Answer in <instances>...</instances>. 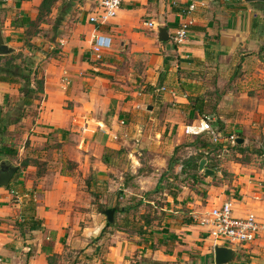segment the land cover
Returning a JSON list of instances; mask_svg holds the SVG:
<instances>
[{"label": "crops", "instance_id": "crops-1", "mask_svg": "<svg viewBox=\"0 0 264 264\" xmlns=\"http://www.w3.org/2000/svg\"><path fill=\"white\" fill-rule=\"evenodd\" d=\"M41 2L0 0V34L12 49L3 55L20 52L32 58L43 78V90L23 106L24 116L1 123L0 165L16 170L7 186H0V264L189 261L191 253L177 249V239L166 252L163 235L155 232L153 237H127L124 231H118L123 237L102 236L105 221L98 216L104 214H95L87 181L117 170L118 158L127 153L138 163L134 141L155 134L171 143V135L178 136L202 113L212 114L225 132L242 139V146L255 131L264 130V2L122 0L113 19L96 23L88 19L92 0H56L32 29L29 22L36 20ZM192 2H197L191 13L194 25L177 45L172 35ZM96 35L110 39L99 60L91 50ZM21 84L0 79L3 114L19 108ZM194 97L200 98L203 112L190 102ZM108 149L112 152L105 162ZM231 161L238 163L228 170L236 174L232 191L210 183L219 170L205 173L210 169L206 162L199 169L210 180L204 189L207 203L212 207L230 200L234 215L253 213L264 223L263 176L253 166ZM188 215L191 224L182 217L178 222L186 229L196 227L201 253L214 260L212 241L197 224L200 216ZM182 240L192 243L188 234ZM190 263L206 264L194 258ZM228 264H264V230L237 249Z\"/></svg>", "mask_w": 264, "mask_h": 264}, {"label": "rangeland", "instance_id": "rangeland-1", "mask_svg": "<svg viewBox=\"0 0 264 264\" xmlns=\"http://www.w3.org/2000/svg\"><path fill=\"white\" fill-rule=\"evenodd\" d=\"M178 132V136L175 135L173 137L171 135L173 138L171 143L164 136L155 134L151 138L143 136L142 140L137 142L133 139L131 142L134 141L132 147L135 151L132 154L137 157L138 163L135 162V159L133 161V157L129 158L127 153L126 156L123 155L118 158L117 170L114 172H108L101 179L90 176L87 184L93 189V210L95 214H98L99 210H101L100 207H109L115 201L121 205H134L137 208L132 210L131 213L134 214L136 212V221L140 223L149 221L154 232L158 235L173 234L175 240L177 239L178 241L175 247L177 249L178 247L181 249L186 248L191 253L189 261L182 258L180 261L174 262V264L185 261L192 264L190 263L192 258L198 259L202 263L213 264V255L206 258L204 257L206 255L201 253L200 242L195 239L196 233L193 234L196 231V227L194 228L193 226L186 229L178 222L185 211L188 214L193 212L198 217L202 216L211 207V204L207 203L205 199L207 194L204 192L207 186L206 182L210 181L209 178L207 179L198 174L199 181L193 179L190 172L191 167L186 166L190 157L195 155V149L192 146L194 137L191 135L187 136L180 130ZM143 147H149L150 152L143 150ZM263 148L264 130L255 131L251 134L247 142L239 150L227 147L221 149L218 155L217 152H211L212 154L207 155L209 164L216 165L220 174L212 179L210 183L215 186L226 185L227 190L234 188L237 183L236 174L235 172L228 173L230 165L233 169L237 167L236 164L238 163H233L231 161L233 160L255 167L260 176H263L260 181L264 189V158L261 156ZM129 162L130 164H135L136 167L128 165ZM169 164L173 167L174 173L166 172ZM183 164L186 168V173L181 174L180 171ZM176 174L177 176H175ZM156 185H159L158 189H155ZM99 190L101 192H98ZM190 190L193 191L192 194ZM170 193H176L179 200H172V194ZM191 200L195 201L188 208L186 205ZM140 201H142L141 204H139ZM180 203L183 206L176 208V205L180 207ZM115 216L120 218L121 215L116 212ZM98 217L105 221L103 223L105 225V215H99ZM174 217L177 221L173 220ZM118 228L116 226L115 228L108 227L104 230L102 236L109 237L114 233L117 236H122L121 234L123 233L118 231L123 230ZM126 233L128 234L127 237L135 235L131 231ZM185 234L190 235L192 239V243L189 245L182 240L185 238Z\"/></svg>", "mask_w": 264, "mask_h": 264}, {"label": "built area", "instance_id": "built-area-1", "mask_svg": "<svg viewBox=\"0 0 264 264\" xmlns=\"http://www.w3.org/2000/svg\"><path fill=\"white\" fill-rule=\"evenodd\" d=\"M5 3H13L15 0H3ZM94 10L88 17L90 22L105 23L113 19L121 5L122 0H92ZM245 1V0H242ZM197 7V2H192L182 12L178 25L172 35V41L175 44H182L187 40L190 28L194 25V19L191 13ZM148 26H153L149 21ZM110 44V39L103 35H96L91 47L93 57L96 60L101 59L102 50ZM62 81L69 83L68 77L64 76ZM160 90H165L161 87ZM216 118L212 114H202L196 122L184 125L183 134L197 136L207 135L215 144H222L223 148L234 146L237 143L238 136L234 133H227L217 125H214ZM261 156L264 158V148ZM13 194H17L12 191ZM197 224L204 228L207 237L211 239L212 248L217 245L228 246L237 251L252 241L264 230L262 223L253 213H247L244 216L233 214L232 202L223 201L221 204L210 207L202 216L197 218ZM1 261V259H0Z\"/></svg>", "mask_w": 264, "mask_h": 264}, {"label": "trees", "instance_id": "trees-1", "mask_svg": "<svg viewBox=\"0 0 264 264\" xmlns=\"http://www.w3.org/2000/svg\"><path fill=\"white\" fill-rule=\"evenodd\" d=\"M55 1L56 0H42L36 20L29 22L30 28L33 29L36 21L45 20L44 16L50 12L51 7ZM2 58H4V62L2 65H0V79L7 80L10 82H18L19 80H21L22 84L20 86V93L22 94V97H20L19 108H16L15 111H13L10 114H6V113L3 114L2 107H0V131L2 128L1 123H3V121L7 123L18 122L25 114L23 106L31 104L33 99L37 98L38 94L41 93L43 90V78L38 77V69L34 67V61L32 58L26 57L20 52L0 56V60ZM31 81H34V84H35L34 87L31 86ZM199 100H200L199 97L190 98V102L192 103V105H194L198 111H202L201 105L199 104ZM202 114H209V113H202ZM214 125H217L218 127L221 128V126L218 124L216 120L214 122ZM193 137L194 139H193L192 146L195 148V155H192L193 157H190V159L187 161L188 165L186 164V166L191 167L190 172H191L192 178L195 180H198V176H199L198 174H200L199 164L202 159H205L206 167L217 172L218 169L216 165L209 164V159L207 158V155L210 154L211 152L213 153L217 152V155H218L219 151L223 149V147H222V144L213 143L211 139L205 134H200V135L193 136ZM241 146H242V143H239L237 141V143L234 146H228V147L239 150ZM1 147L4 148V150H7L3 146ZM110 151L111 150L108 149V151H106L103 155V159L105 162H107V156L109 155L108 153ZM10 154H15V152L10 151ZM166 172L174 173V169L172 166H170V164ZM180 172L181 174L186 173V168L184 167V164L182 165ZM175 176H177V174ZM158 188H159V185H156L155 189H158ZM170 194H172V198L175 201L176 193H170ZM141 203L142 201L139 202V204ZM105 208H115L116 209L115 213L117 212L121 216L120 218H118V216H115V213H114V219H115L114 223L106 222L104 228L102 229V233L104 232L106 228L108 227L115 228L116 226V227H119L118 229L120 230H123L126 232L131 231L135 235L148 234L149 237H153L154 230L151 227L150 222L144 221L140 223L136 221L135 219L136 212L134 214L131 213L132 210L137 208V207H134V205H121V204H118L117 201H115L113 205L109 207L108 206L100 207L101 210ZM182 222L189 223V224L193 222L191 216L187 214V211L183 212ZM174 242H175V238L173 234L163 235L161 239V243L164 244L168 248L166 252L172 251V244H174Z\"/></svg>", "mask_w": 264, "mask_h": 264}, {"label": "water", "instance_id": "water-1", "mask_svg": "<svg viewBox=\"0 0 264 264\" xmlns=\"http://www.w3.org/2000/svg\"><path fill=\"white\" fill-rule=\"evenodd\" d=\"M247 2L250 1H262L264 0H245ZM164 31V29L161 30ZM166 38V37H165ZM12 52V49L9 48L5 43L4 40L0 34V55L3 54H8ZM241 138H238L237 141H241ZM205 159H202L199 164V169L202 170L203 166L205 164ZM16 170V167H11L9 165L1 164L0 165V186H7L10 178L14 174ZM205 173L207 174H213V171L210 169H205ZM115 208H105L100 210L102 214L106 216V221L109 223H114V213H115ZM235 258V250L228 247V246H223V245H217L214 247V263L215 264H228L231 261H233Z\"/></svg>", "mask_w": 264, "mask_h": 264}]
</instances>
